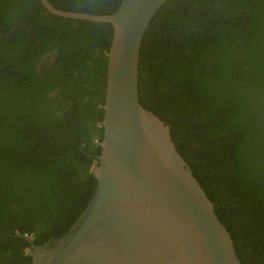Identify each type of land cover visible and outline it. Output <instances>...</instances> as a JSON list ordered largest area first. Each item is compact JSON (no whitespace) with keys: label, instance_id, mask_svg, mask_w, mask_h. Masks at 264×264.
<instances>
[{"label":"trees","instance_id":"trees-1","mask_svg":"<svg viewBox=\"0 0 264 264\" xmlns=\"http://www.w3.org/2000/svg\"><path fill=\"white\" fill-rule=\"evenodd\" d=\"M111 14L121 0H50ZM113 27L0 0V264H31L97 185ZM141 103L215 205L243 264H264V0H170L143 41Z\"/></svg>","mask_w":264,"mask_h":264},{"label":"water","instance_id":"water-1","mask_svg":"<svg viewBox=\"0 0 264 264\" xmlns=\"http://www.w3.org/2000/svg\"><path fill=\"white\" fill-rule=\"evenodd\" d=\"M40 1L60 17L110 24L113 35L95 192L62 236L42 244L21 236L31 264H243L170 126L140 100L143 41L170 0H121L111 14Z\"/></svg>","mask_w":264,"mask_h":264}]
</instances>
